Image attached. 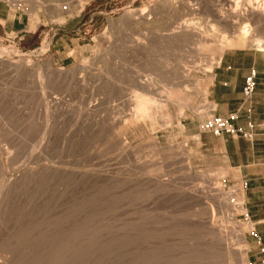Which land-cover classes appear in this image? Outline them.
Returning a JSON list of instances; mask_svg holds the SVG:
<instances>
[{"label":"rangeland","instance_id":"rangeland-1","mask_svg":"<svg viewBox=\"0 0 264 264\" xmlns=\"http://www.w3.org/2000/svg\"><path fill=\"white\" fill-rule=\"evenodd\" d=\"M180 1L0 0L1 264H255L242 180L198 127L216 107L214 47L248 35L224 52L261 51L264 21ZM141 12L154 22L134 24ZM190 24L213 38L172 35Z\"/></svg>","mask_w":264,"mask_h":264},{"label":"crops","instance_id":"crops-1","mask_svg":"<svg viewBox=\"0 0 264 264\" xmlns=\"http://www.w3.org/2000/svg\"><path fill=\"white\" fill-rule=\"evenodd\" d=\"M251 69L258 71L255 93L248 100L243 98L245 77ZM216 103L214 113L224 116L237 113V123L247 127V115L254 123V138L248 140L229 135L216 136L198 127L204 144H211L221 166L227 169L231 181L246 180V209L250 212L264 246V53L258 49L235 48L224 52L215 69L211 87ZM250 256L255 264H264V252L255 244Z\"/></svg>","mask_w":264,"mask_h":264},{"label":"bare ground","instance_id":"bare-ground-1","mask_svg":"<svg viewBox=\"0 0 264 264\" xmlns=\"http://www.w3.org/2000/svg\"><path fill=\"white\" fill-rule=\"evenodd\" d=\"M184 1L185 2H182V4L184 6H186L190 10L191 9L194 10L196 8L195 7L196 3L192 4V2L193 1H198V0H184ZM217 1L219 2V4H222V5L228 4L229 5V8H230V9L228 8L229 10L228 11H225V12L221 10L222 8L221 9H218V8L216 9V14L215 13L214 14L216 15V18H218L222 23L225 22V23H228L229 25L233 23L234 26H235V24L238 25V24H240V22L243 23L244 21L249 20V19H252V20L254 19L256 21H264V2L262 0H261V2H260V0H257L256 2H252L251 0H249V2L247 4L245 3V6L243 7V10H238V8H236V7H238L240 0H217ZM232 3H235V5H236L235 8L232 7V5H234ZM130 19L132 20V22L134 24H136L138 26L139 25H148V24H152L154 22L153 12L148 13V14L145 13V12H141L139 14H135V15L131 16ZM225 23H224V25H225ZM190 25L180 26L178 30L176 29L177 31H175V28H174V32L171 30L172 33H173L172 35L173 36H177V35H185V36L186 35L187 36L188 35H192V37L193 36L196 37V39H199L203 43H205L208 40H211L213 38L212 35H214V34L211 35V34L207 33L204 29L196 28L195 26L192 27V25L191 26ZM229 25H227V26H229ZM176 28H178V27H176ZM237 32L240 33L238 31V29H237ZM242 32L244 33V31H242ZM247 37H248V35L247 36L246 35H238V36H236L234 38V40H233V38H232V40L231 39L230 40H228V39L227 40L226 39L223 40V38H222L220 40V42H218L216 44V46L214 47L215 53L217 54V56H214L213 58H211V60L212 61H216V62L219 61L221 59V57H222V53L224 52V50L226 48H228V47H231L232 45L233 46L234 45L237 46V45H240V43L243 44V45H246L248 42H251L252 40L248 39ZM249 37H250V35H249ZM199 40H197V41H199ZM207 44H208V42H207ZM256 44L259 46L258 48H260L261 51L264 52V41L258 39L257 42H256ZM134 46L136 47V44ZM0 62L3 63V56L2 55H0ZM216 62H211V64H215ZM131 77H133L132 79H133L135 85L137 87L142 88L143 91L144 90H151L153 88V86L151 85V83H149L146 78H144L143 76L139 75L137 72L135 74H133ZM203 91H205V90H203ZM136 99H138V98H136ZM134 100H135V98H134ZM95 102H96V99H95ZM137 102H138V100L135 101V103H137ZM96 103L90 104L89 107H91V108L96 107ZM135 116H136L137 119H139L138 118L139 116L138 117H137V115H135ZM165 118H167V116ZM167 122H169V119L167 120ZM219 191H220V194L222 196H224V194H222V193H224V192H222V188H219ZM241 200H242V198H240V201H239L240 204L242 203ZM229 206H226V207H229ZM234 206H237V205H234ZM240 235H241L242 240L244 241L245 240V234H244L243 230H241ZM239 249H240V253H241V255L240 254L239 255L241 256V258L243 260L245 258V256H246V249L247 248L241 247ZM0 264H1V261H0Z\"/></svg>","mask_w":264,"mask_h":264},{"label":"built area","instance_id":"built-area-1","mask_svg":"<svg viewBox=\"0 0 264 264\" xmlns=\"http://www.w3.org/2000/svg\"><path fill=\"white\" fill-rule=\"evenodd\" d=\"M257 77L258 71L256 69H251L245 77L242 88V94L245 100L250 99L255 93L257 87ZM238 118L239 116L235 112L230 113L227 116L212 112L209 117L202 123L201 128L203 131L210 132L216 136L229 135L232 137H242L248 140H252L254 138V123L250 121L249 123H247V127H244L243 125H239L237 123ZM240 184L241 187H239L237 191L239 192L243 189V191L245 192L246 188L248 187L247 181L242 180ZM238 192L235 193L237 197L239 195ZM237 197H235V199H232L233 204L242 206L243 212L241 214L243 216V221L250 225V234L256 241V244L260 246L261 251L264 252L263 237L257 231L255 223L252 221L250 212L246 208H244L243 202L241 204L239 203V201L235 202L237 201ZM249 264L252 263L250 262Z\"/></svg>","mask_w":264,"mask_h":264}]
</instances>
